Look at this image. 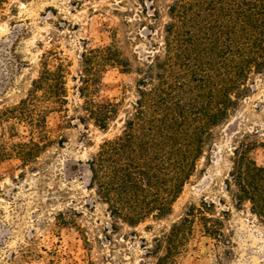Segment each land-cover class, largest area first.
<instances>
[{
    "label": "trees",
    "instance_id": "16d2710c",
    "mask_svg": "<svg viewBox=\"0 0 264 264\" xmlns=\"http://www.w3.org/2000/svg\"><path fill=\"white\" fill-rule=\"evenodd\" d=\"M7 3L0 0V8ZM153 16L160 19L159 9ZM166 18L159 53L144 62L135 57L134 64L115 45L86 48L76 78L81 104L73 119L105 132L118 119L119 103L100 98L103 73L112 67L137 75L136 99L120 135L103 141L88 162L90 188L110 216L129 227L172 214L197 163L211 151L216 130L248 97L255 77L264 76V0H172ZM68 68L58 52L43 54L25 97L0 111V164L16 159L22 171L38 172L42 157L62 147V138H51L48 120L53 114L72 120ZM263 144L256 134L243 137L224 184L234 206L248 204L264 226V166L251 157ZM227 217L212 202L190 205L153 239L146 255L155 264H177L195 233L229 247Z\"/></svg>",
    "mask_w": 264,
    "mask_h": 264
},
{
    "label": "rangeland",
    "instance_id": "374dc122",
    "mask_svg": "<svg viewBox=\"0 0 264 264\" xmlns=\"http://www.w3.org/2000/svg\"><path fill=\"white\" fill-rule=\"evenodd\" d=\"M171 1L8 0L0 8V111L25 97L43 54L54 51L68 61L67 115L72 117H49L51 138L64 143L42 157L38 172L22 171L16 159L0 164V264H155L146 255L153 239L201 200L228 212L232 244L226 247L195 233L177 264H264V226L248 204L234 206L224 184L243 137L256 134L264 142V76L255 77L248 97L216 130L211 151L197 163L166 219L129 227L113 219L90 188L88 162L103 141L120 135L136 99L137 75L112 67L103 73L100 98L119 103V116L102 132L91 122L73 119L81 104L76 90L80 56L86 48L115 45L134 64L135 57L146 61L163 45ZM155 9L161 13L157 22ZM18 133L27 135L23 126ZM251 157L264 166V144Z\"/></svg>",
    "mask_w": 264,
    "mask_h": 264
}]
</instances>
